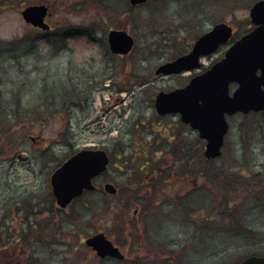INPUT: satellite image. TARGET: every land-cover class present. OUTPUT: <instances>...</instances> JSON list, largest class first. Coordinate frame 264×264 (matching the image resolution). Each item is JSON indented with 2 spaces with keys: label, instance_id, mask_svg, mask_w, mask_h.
<instances>
[{
  "label": "rangeland",
  "instance_id": "obj_1",
  "mask_svg": "<svg viewBox=\"0 0 264 264\" xmlns=\"http://www.w3.org/2000/svg\"><path fill=\"white\" fill-rule=\"evenodd\" d=\"M254 1L157 0L131 7L128 0H0V264H236L264 254V208L255 213L246 201L264 192V111L228 117L221 156L210 163L197 153L171 164L165 152L160 165L170 167L171 177L156 195L138 193L146 207L139 209L126 192L145 176L136 170L143 159L138 153L154 138V127L172 129V139L161 141L163 152L183 139L191 153L200 148L193 147L196 132L175 115L157 116L153 107L159 91L185 85L193 72L161 76L156 67L188 51L215 23L243 33ZM41 3L53 26L45 36L20 14ZM109 29L133 37L128 55L105 50ZM227 46L202 64L221 58ZM82 148L104 149L110 163L94 181L97 191L59 212L49 201L50 174ZM124 160L131 162L127 170ZM207 165L221 181L200 174L212 169ZM241 170L248 177L242 179ZM105 182L114 185L115 195L102 192ZM224 195L236 198L230 205L234 219L218 214ZM261 195L257 204L264 207ZM28 208L39 214L35 220L29 215L30 228L23 220ZM242 224L260 234L243 242L235 235ZM98 232L121 249L124 260L95 256L84 239Z\"/></svg>",
  "mask_w": 264,
  "mask_h": 264
},
{
  "label": "water",
  "instance_id": "obj_2",
  "mask_svg": "<svg viewBox=\"0 0 264 264\" xmlns=\"http://www.w3.org/2000/svg\"><path fill=\"white\" fill-rule=\"evenodd\" d=\"M129 1L136 5L148 0ZM46 11L45 5H29L21 10V16L26 23L47 29ZM249 17L254 28L234 41L220 60L191 77L185 86L159 92L155 97L154 108L159 115L178 113L182 123L198 131L205 140L203 155L207 159L221 153L228 129L226 115L264 110V0L250 7ZM231 35L228 24L217 23L194 41L188 53L160 64L155 73L168 75L195 69L201 56L217 50ZM107 42L110 50L119 54H127L133 46V38L124 30H110ZM231 83L237 86L229 94ZM107 163L108 157L101 149L85 148L71 155L50 175L55 203L64 208L84 190L94 189L92 179L106 170ZM104 190L110 194L116 191L109 183L104 184ZM85 244L100 257L123 258L103 233L86 238ZM238 264H264V255H249Z\"/></svg>",
  "mask_w": 264,
  "mask_h": 264
},
{
  "label": "trees",
  "instance_id": "obj_3",
  "mask_svg": "<svg viewBox=\"0 0 264 264\" xmlns=\"http://www.w3.org/2000/svg\"><path fill=\"white\" fill-rule=\"evenodd\" d=\"M248 27H249V22L247 21V24H246V27H245L246 30L248 29ZM237 37L238 36L235 33V36H233L232 40H235ZM185 52L186 51H182L178 55H176V56L174 55L172 58H175V57H177V56H179V55H181V54H183ZM0 129H1V127H0ZM171 130L172 129L170 127H167V131H165V132H162L158 127L157 128L154 127V129H151V132L155 133L154 134V138L150 142H147L146 145H144L143 148L138 153V156L139 155L142 156L143 159L138 162V165L136 166V168H137L136 170L137 171H140V172L142 171V173L145 176L144 177L141 176L142 178L135 179V181H134L133 184H134V187H135L136 190L127 189L126 192L129 194V195L127 194V196L129 198H131V202H133L139 209L140 208H144L145 204H144V201L143 200L145 198L144 197L143 198H140V196H138V193L139 192L140 193H143V194L145 193L147 195L150 191H152L156 195V192H159L161 190L162 186H164L163 184L168 179H170V177H171L170 167L167 166V165H164V166L163 165H160V163L162 161L163 154L165 152H166L165 154H167V152H168L167 155L170 156L169 157V160L171 161V164H172V162L174 163L175 160L176 161H183L182 159L189 160L192 157H195V155L197 153H198V155H196V157L198 156V158L200 159L201 162H205L207 164V163H210V162L213 161V160H206V159H204V157L202 158V152L200 151L201 146H202V141L199 140V139L194 142L193 147L197 144V146L199 145L200 148H198V150L197 149L194 150L193 153L190 152V144L187 141H185L184 139L182 140L183 142H181V143H176V144L175 143H171V144H169L168 145V148L169 149L167 151H164L163 152V148L161 146V141L164 140L165 138H167V136H168V138H167L168 140H171L172 139L173 134H172V131ZM131 160L133 162V157L131 158ZM128 161H129V159H128ZM124 162L127 165L125 167L126 170H127V168L129 167L128 164H131V162H127L125 160H124ZM209 166L210 165H207V168H209ZM210 168H212V166H210ZM136 170H133L134 171V176H136L137 173H138V172H136ZM215 171L216 170H214L212 168V169L209 170V172L203 171V172H200V174L208 175V173H210V179L211 180L212 179L213 180L218 179V180L221 181V178H220L221 176H219V174L217 172H215ZM238 175L240 177H242V179H245L246 177H248V174L246 172H243L242 170L240 171V173ZM212 177H215V178H212ZM256 185H257V183H256ZM220 186H222V185H220ZM224 186H227V185L225 184ZM220 188H223V186L220 187ZM259 192L258 193L251 194L250 196L246 197V198H248V200H246V201H249L250 203H253V204H249L248 205L249 209L252 210V211H255V213H257V211H256L257 209L264 208V207H262L261 204H257V202L260 201V199H261L260 197H258V195H261L262 194L263 195V199H264V192H262V190H260ZM92 193H94V192H89L87 194H92ZM48 195H49V199H50L49 201L51 202V205L53 207H55L57 211L67 213L68 210L63 211V210L59 209L58 207H56L55 201H54L51 193L48 194ZM128 197H126L123 200V202H124V204H123L124 210L127 209V208H129V203L130 202L128 201ZM78 200H80V198L75 199L68 206V208H72L73 207V204L75 202H77ZM235 200H236V198H229L226 195H224V199L219 202V205L220 206L224 205V210L223 211H220L219 210V212H218V214L222 218L228 219L229 217H233V219H234V214H231L230 213V205L233 204V202ZM28 210L29 211H27V210L25 211V213H24L25 216L23 215V217H24L23 220H25L24 225H26L27 223L28 224H31L29 222V220H28L29 219V215L32 216V218L34 220L37 219L38 218V215H39V214L35 213L32 210V208L31 209L28 208ZM258 211H260L262 213V210H258ZM225 213H226L227 216H225ZM230 220H232V219L230 218ZM230 220H228V221H230ZM225 221L226 220H224V222ZM203 223H207L205 221V219L202 221V224ZM239 223H242V219L240 220V222L236 223V225H238ZM33 225H35V224H33ZM228 225L229 224L227 222H225L224 226L227 227ZM32 227L35 228L36 226H32ZM237 229H238V231L237 232L235 231L236 232L235 233L236 238H240L241 240H243V242L248 241V239H252V237H254L256 234H260L259 231L251 229V227L250 226H246V224H242ZM129 231L132 232L133 230L130 229ZM225 233H226V230H225ZM252 254H256V253H252ZM173 257H175V256H173ZM176 260L177 259L175 257V261ZM180 262L181 261H177L176 264H182Z\"/></svg>",
  "mask_w": 264,
  "mask_h": 264
},
{
  "label": "flooded vegetation",
  "instance_id": "obj_4",
  "mask_svg": "<svg viewBox=\"0 0 264 264\" xmlns=\"http://www.w3.org/2000/svg\"><path fill=\"white\" fill-rule=\"evenodd\" d=\"M42 4V3H41ZM43 4H45V3H43ZM46 5V4H45ZM47 6V5H46ZM47 14H46V16H45V18H44V21L49 25V29L48 30H46V32H44V36L46 35V34H51L50 32L53 30V26L48 22V17H49V7L47 6ZM33 29H36V30H40V29H38V28H34V27H32ZM43 32V31H42ZM48 37H49V35H47ZM52 36V35H51ZM124 259V258H123ZM122 259V260H123ZM172 259V258H171ZM173 261V263H169V264H176V263H174V260H172Z\"/></svg>",
  "mask_w": 264,
  "mask_h": 264
}]
</instances>
